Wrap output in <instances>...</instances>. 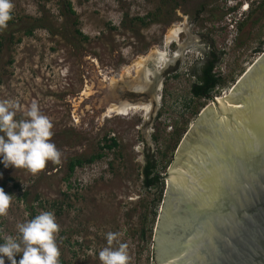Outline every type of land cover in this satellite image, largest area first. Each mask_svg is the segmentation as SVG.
<instances>
[{
  "label": "rangeland",
  "instance_id": "obj_1",
  "mask_svg": "<svg viewBox=\"0 0 264 264\" xmlns=\"http://www.w3.org/2000/svg\"><path fill=\"white\" fill-rule=\"evenodd\" d=\"M245 1L248 8L241 11ZM12 3V18L0 29V102L16 105L15 120L30 119L26 112L36 103L53 125L50 141L61 157L35 175L0 163V188L12 195L0 216V244L8 237L19 240L18 224L52 212L59 225V264H102L98 253L119 243L127 245L129 264H151L166 187L162 175L201 109L211 97L229 93L264 50V0ZM156 7L160 20L143 25L138 17ZM211 48L220 82L211 97H194L190 86ZM143 75L150 87L136 92ZM121 85L124 96L134 93L135 100L112 99ZM128 100L149 103V109L107 111ZM112 139L115 146H102ZM96 152L103 156L68 174L70 159ZM148 159L161 175L150 188L142 172ZM109 232L118 234L111 246Z\"/></svg>",
  "mask_w": 264,
  "mask_h": 264
},
{
  "label": "water",
  "instance_id": "obj_2",
  "mask_svg": "<svg viewBox=\"0 0 264 264\" xmlns=\"http://www.w3.org/2000/svg\"><path fill=\"white\" fill-rule=\"evenodd\" d=\"M211 99L162 175L151 264H264V50Z\"/></svg>",
  "mask_w": 264,
  "mask_h": 264
},
{
  "label": "clouds",
  "instance_id": "obj_3",
  "mask_svg": "<svg viewBox=\"0 0 264 264\" xmlns=\"http://www.w3.org/2000/svg\"><path fill=\"white\" fill-rule=\"evenodd\" d=\"M12 0H0V29L7 27L12 18ZM16 105L8 101L0 102V163L5 168H25L32 174L43 170L46 163H59L61 152L50 141L53 135L51 121L40 113L36 103H32L26 116L30 119L15 120ZM12 195L0 188V216L7 214ZM19 240L8 237L0 244V264L7 257L10 264H59L60 252L55 242L59 225L52 212H41L30 221L17 225ZM117 233L106 235L112 245ZM20 255L17 262L15 257ZM102 264H129L127 245L119 243L118 248L105 247L98 253Z\"/></svg>",
  "mask_w": 264,
  "mask_h": 264
},
{
  "label": "trees",
  "instance_id": "obj_4",
  "mask_svg": "<svg viewBox=\"0 0 264 264\" xmlns=\"http://www.w3.org/2000/svg\"><path fill=\"white\" fill-rule=\"evenodd\" d=\"M67 7L70 8V3L67 1ZM161 10L160 7H156L152 12L147 13V15L143 17H138V20L144 25L150 22L158 21ZM76 33L80 36H83L80 31L76 30ZM215 59H210L207 63L201 68V75L198 76L197 81L191 85L190 93L194 97H211L212 90L219 84L220 77L215 75L212 72V68L214 67ZM116 145L114 139L110 140L109 144H104L105 148H112ZM103 156L102 152H96L88 157H74L69 160L67 168L68 174L70 175L74 169L78 166H82L84 164H89L94 162L95 160L100 159ZM142 172L144 175L143 184L145 187L150 188L155 186L161 179V175L156 172V161L148 159L146 163L143 165Z\"/></svg>",
  "mask_w": 264,
  "mask_h": 264
},
{
  "label": "bare ground",
  "instance_id": "obj_5",
  "mask_svg": "<svg viewBox=\"0 0 264 264\" xmlns=\"http://www.w3.org/2000/svg\"><path fill=\"white\" fill-rule=\"evenodd\" d=\"M243 10H246L245 7L242 8V11ZM174 35H175V32H174ZM156 87H157V82H156ZM82 94H86V89L83 90ZM227 94H228L227 92H224L222 94L216 95L215 98L216 99L225 98L227 96ZM113 98L118 99V97L115 96L114 93H113ZM149 105H150L149 103L148 104H132L131 105V103H129V102H120L119 103L116 101V104H113V105L111 104L107 107V111L108 112L116 111L119 114H124V113H127L129 109H132L134 107H139V108H143L145 110V112H147V110L149 109Z\"/></svg>",
  "mask_w": 264,
  "mask_h": 264
},
{
  "label": "flooded vegetation",
  "instance_id": "obj_6",
  "mask_svg": "<svg viewBox=\"0 0 264 264\" xmlns=\"http://www.w3.org/2000/svg\"><path fill=\"white\" fill-rule=\"evenodd\" d=\"M210 59H215V63H214V66L215 64L217 63L218 59H217V52L214 50V48H211V49H208V51L205 52V60L204 62L202 63V67L207 63L208 60ZM162 60V59H160ZM201 67V68H202ZM176 72V71H175ZM212 72H214V67L212 68ZM201 75V69L199 70V73H197V79H198V76ZM144 77L142 78L144 80V83H142L141 85H137L136 86V89H138V91L136 92H141V90H147L150 86L146 85V78H145V75H143ZM195 83V82H194ZM192 83V84H194ZM191 84V85H192ZM155 87H156V84H155ZM191 87V86H190ZM116 88H119V87H116ZM116 96V95H115ZM125 96H129L128 99L130 100H135V97L136 96L134 93H127ZM124 92L122 93L120 99L124 98ZM113 97V96H112ZM128 100V102L130 101ZM124 102V101H123ZM120 103V102H119ZM132 105V104H131Z\"/></svg>",
  "mask_w": 264,
  "mask_h": 264
},
{
  "label": "built area",
  "instance_id": "obj_7",
  "mask_svg": "<svg viewBox=\"0 0 264 264\" xmlns=\"http://www.w3.org/2000/svg\"><path fill=\"white\" fill-rule=\"evenodd\" d=\"M243 7H245V9L248 8V2H247V1H245L244 4L240 7V10H241V11H242V8H243ZM243 11H244V10H243Z\"/></svg>",
  "mask_w": 264,
  "mask_h": 264
}]
</instances>
